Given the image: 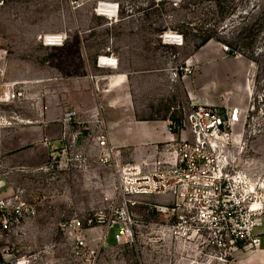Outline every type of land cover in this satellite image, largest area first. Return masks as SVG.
<instances>
[{
  "label": "rangeland",
  "instance_id": "obj_1",
  "mask_svg": "<svg viewBox=\"0 0 264 264\" xmlns=\"http://www.w3.org/2000/svg\"><path fill=\"white\" fill-rule=\"evenodd\" d=\"M123 1L132 12L109 21L93 13L95 0H78L77 9L66 0H5L0 4V90L5 83L32 82V92L44 99L62 98L66 88L71 90L87 74L98 73L96 62L101 56L115 53L122 63L133 62L137 69L152 71L164 65L176 69L210 37L252 61L253 103L264 109V0H182L178 6L156 0ZM167 32L181 34L182 46L163 44L161 35ZM46 34H67V40L61 47L45 46ZM143 99L148 100L152 117H162L176 105L170 97ZM1 109L19 113L24 106ZM260 120L264 124V114ZM250 149L252 157L264 164V125ZM47 161L10 168L14 187L37 202L38 213L17 233L0 236L3 264H76L60 225L98 212L112 192L114 175L107 166L48 169ZM258 192L264 195V190ZM136 200L135 243L117 244L111 233L97 264H231L235 260L236 252L222 260L206 257L200 248L186 251L170 243L160 232L164 216L154 208L161 199Z\"/></svg>",
  "mask_w": 264,
  "mask_h": 264
},
{
  "label": "built area",
  "instance_id": "obj_2",
  "mask_svg": "<svg viewBox=\"0 0 264 264\" xmlns=\"http://www.w3.org/2000/svg\"><path fill=\"white\" fill-rule=\"evenodd\" d=\"M4 1L0 0V4ZM66 1L73 9L81 6L78 0ZM156 2L178 6L182 0ZM123 12H132L123 0H95L93 6L96 16L109 21H117ZM58 36L53 38L55 41L44 37L42 42L45 46L56 42L61 47L67 34ZM166 36V33L161 35L163 44L171 41L170 45L182 46L181 34L175 33L172 40ZM220 47L227 56H243L228 44ZM100 58L98 64L102 67H118L117 59L113 60L112 56L108 57L112 59L109 64H103ZM180 71L191 73L192 65L186 62L180 65L175 69V77ZM91 79L98 91V77ZM31 83L1 85L0 180L3 181L11 172L5 164L3 130L24 120L18 112L6 111L1 106L22 105L28 98L40 99V93L32 92ZM46 108V104H41L42 110ZM181 111L168 120L173 138L153 145L138 159H125L121 149L110 143L100 106L85 121L78 119L74 109L64 112L60 145L46 143L48 169L87 170L92 163H98L111 168L114 175L112 192L105 196L101 210L85 218L73 217L60 225L70 247L69 256L76 264H97L111 233L117 244L135 243L137 222L133 208L141 197L161 199L154 205L164 216L160 232L170 243L186 251L200 248L206 257L219 256L223 260L234 252L259 248L261 239L256 229L264 223V195L258 191L264 190V164L252 157L250 148L263 131L260 119L264 109H257L252 94L246 108L192 103ZM24 193L21 188H13L9 195L0 193V236L17 233L37 216V202L26 199ZM255 201L260 202L259 207H253Z\"/></svg>",
  "mask_w": 264,
  "mask_h": 264
},
{
  "label": "crops",
  "instance_id": "obj_3",
  "mask_svg": "<svg viewBox=\"0 0 264 264\" xmlns=\"http://www.w3.org/2000/svg\"><path fill=\"white\" fill-rule=\"evenodd\" d=\"M111 56L113 60L117 59V68L102 67L96 62L98 73L87 74L89 77L71 90L66 88L68 92L62 98L52 95V98L44 99L41 94L40 99L28 98L23 103L24 110L19 114L24 121L4 129L2 134L8 168L28 162L40 164L45 158L47 160L49 146L46 143L50 141L55 146L60 145L63 116L68 109L76 110L78 119L85 121L89 119L90 112L100 106L110 143L121 149L124 157L138 159L147 154L153 145L173 138L168 130V120L175 118L183 108L188 109L192 103L246 108L253 94L252 61L244 56L234 58L225 55L213 41L193 51L186 60L193 71H180L177 77L175 68L168 69L166 65L152 71L137 69L133 62L122 63L115 53ZM108 71L110 75L105 76ZM91 76L98 77V91ZM145 96L174 98L176 105L168 108L166 115L152 117L148 114L152 108L148 100L143 99ZM37 101L38 104L33 106L32 102ZM41 104L47 105L46 110L41 109ZM2 181L0 193L9 195L15 188L12 174ZM256 234L261 239L259 248L247 253L237 251L231 264H264V223L256 229ZM2 255L0 252V264H3Z\"/></svg>",
  "mask_w": 264,
  "mask_h": 264
},
{
  "label": "bare ground",
  "instance_id": "obj_4",
  "mask_svg": "<svg viewBox=\"0 0 264 264\" xmlns=\"http://www.w3.org/2000/svg\"><path fill=\"white\" fill-rule=\"evenodd\" d=\"M166 35H167L166 37L168 38V40H172V37L175 36V34L173 32H167ZM44 37L46 38V40L55 41L53 38H56V37H59V36H58V34H46ZM57 44L58 43H56V42L55 43L52 42L49 45L50 46H57ZM100 59H101V62L103 64H109V62L112 61V59H109L107 56H101ZM251 187H252V190H255V187H254L253 183H251ZM262 187H264V186H262ZM259 206H260V202L255 201L254 204H253V207L256 208V207H259Z\"/></svg>",
  "mask_w": 264,
  "mask_h": 264
},
{
  "label": "trees",
  "instance_id": "obj_5",
  "mask_svg": "<svg viewBox=\"0 0 264 264\" xmlns=\"http://www.w3.org/2000/svg\"><path fill=\"white\" fill-rule=\"evenodd\" d=\"M210 40H211L210 37L206 38V39L203 41V44H202L201 46L205 45V44L208 43ZM198 48H199V47H196V49H198Z\"/></svg>",
  "mask_w": 264,
  "mask_h": 264
}]
</instances>
